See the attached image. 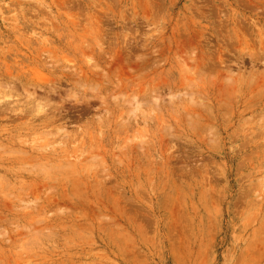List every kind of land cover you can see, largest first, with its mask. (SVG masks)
<instances>
[{
	"label": "rangeland",
	"instance_id": "obj_1",
	"mask_svg": "<svg viewBox=\"0 0 264 264\" xmlns=\"http://www.w3.org/2000/svg\"><path fill=\"white\" fill-rule=\"evenodd\" d=\"M0 264H264V0H0Z\"/></svg>",
	"mask_w": 264,
	"mask_h": 264
}]
</instances>
